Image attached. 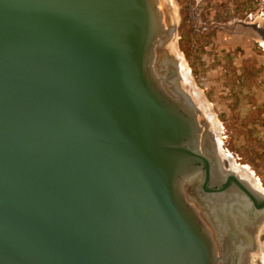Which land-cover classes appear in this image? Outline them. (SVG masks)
I'll list each match as a JSON object with an SVG mask.
<instances>
[{"label":"water","instance_id":"obj_1","mask_svg":"<svg viewBox=\"0 0 264 264\" xmlns=\"http://www.w3.org/2000/svg\"><path fill=\"white\" fill-rule=\"evenodd\" d=\"M176 28L159 0H0V264L224 263L198 105L155 68L166 39L181 73Z\"/></svg>","mask_w":264,"mask_h":264},{"label":"rangeland","instance_id":"obj_2","mask_svg":"<svg viewBox=\"0 0 264 264\" xmlns=\"http://www.w3.org/2000/svg\"><path fill=\"white\" fill-rule=\"evenodd\" d=\"M166 1L177 19L179 54L201 98L202 133L210 128L220 151L264 190V37L257 32L264 29V0ZM167 3L159 0L164 16Z\"/></svg>","mask_w":264,"mask_h":264},{"label":"bare ground","instance_id":"obj_3","mask_svg":"<svg viewBox=\"0 0 264 264\" xmlns=\"http://www.w3.org/2000/svg\"><path fill=\"white\" fill-rule=\"evenodd\" d=\"M162 2L166 6L167 1L162 0ZM171 19H173V13L167 3L166 20L171 22ZM175 61L173 46L164 39L156 49L155 68L157 72L164 78L171 93L180 92L189 97L191 101L198 103L200 95L193 90L194 88L192 89L190 83L192 78L188 77V69L183 66L180 69L182 74L175 72L177 69ZM214 136L211 129L207 128L202 140L206 149L204 151L208 150L210 154L212 151L208 143L213 142ZM220 143H222L221 140H219V145ZM217 149L220 160L217 162V169H214L215 176L223 177L226 171H232L243 178L252 175L247 168V171L243 170L238 164L232 162L230 155L220 152L221 147L218 146ZM246 179L264 195V190L259 184H254L252 179ZM188 197L197 204L204 220L213 228L218 250L223 256V264H232L236 256L240 259V264H264V212L254 215V220H252L248 214L249 206L246 198L240 196L234 189L225 196L203 197L199 193V178L193 179L189 184ZM250 252L253 253L249 254Z\"/></svg>","mask_w":264,"mask_h":264},{"label":"flooded vegetation","instance_id":"obj_4","mask_svg":"<svg viewBox=\"0 0 264 264\" xmlns=\"http://www.w3.org/2000/svg\"><path fill=\"white\" fill-rule=\"evenodd\" d=\"M257 32L260 34V36L262 38L264 37V29L263 28H261L259 26ZM263 43H264V41H263ZM203 139H204V134H202V140ZM212 141L213 142H209L208 143L212 153L210 154L208 152V150H207V152L204 151V150H206L204 148V146H203L202 152L204 153L205 157L211 162L212 166L216 170L217 169V162H219L218 160H220V158L218 156L219 155L218 154V149H217L218 145L215 143L217 141V136L216 135H215V137H213ZM215 147H216L217 150L215 149ZM216 152H217V155H216ZM232 162H233V160H232ZM233 175L238 178V181H239L240 184L238 185L237 183L233 182L232 183L233 187L231 189H234L235 191H237L239 193L240 196H242V197L247 199L246 191H249V188L253 187V185L250 182H248L247 179H246V178H248L250 180V177H246V178L244 177L243 178V177H241L239 175L234 174L232 171H226L224 173V175H222L223 177L215 176V172L214 171L211 172V174H210V183L208 184V188L210 189L211 194H209V196L206 197L205 193L202 191L201 195L203 197H205V198H212V197H216V196H225V195H227L230 191L228 193L227 192H222V189L226 185V183L233 177ZM204 180H205V177H204ZM250 217H251L252 220H254V215H252ZM251 253H253V252H250L249 254H251Z\"/></svg>","mask_w":264,"mask_h":264}]
</instances>
